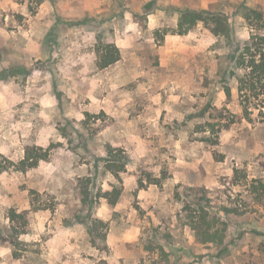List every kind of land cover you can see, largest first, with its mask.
<instances>
[{"label": "rangeland", "instance_id": "rangeland-1", "mask_svg": "<svg viewBox=\"0 0 264 264\" xmlns=\"http://www.w3.org/2000/svg\"><path fill=\"white\" fill-rule=\"evenodd\" d=\"M240 5L264 14V0H0V72L24 68L0 80V264H264V119L243 115L225 39L178 34L177 9H207L243 42ZM100 40L120 51L105 69ZM28 146L49 158L22 172ZM108 147L129 156L120 179L101 169ZM202 196L217 238L189 225ZM87 213L106 224L95 245Z\"/></svg>", "mask_w": 264, "mask_h": 264}, {"label": "trees", "instance_id": "trees-1", "mask_svg": "<svg viewBox=\"0 0 264 264\" xmlns=\"http://www.w3.org/2000/svg\"><path fill=\"white\" fill-rule=\"evenodd\" d=\"M176 12L179 15L178 22V34L184 35L190 29L194 28L197 24L203 23L215 36L225 39L230 44L232 52L229 57L228 72L236 84L237 91L240 98V102L243 108V115L246 119L251 120V116L255 110L259 111V115L264 119V14L258 9L249 8L245 5H240L234 15H240L250 27L249 38L243 42H240L238 35L235 32L230 16L223 11H212L207 9H177ZM49 37L53 36V31L48 34ZM51 39V38H50ZM98 67L105 69L115 64L120 60L119 48L114 43H105L100 40V44L97 48ZM24 68L4 69L0 72V80H5L10 77L22 74ZM226 94L231 95L230 86L225 87ZM231 122H234V116H232ZM49 158V150L43 148H37L35 146H28L25 149V156L17 166V170L25 172L29 169L36 168L42 161ZM103 172L113 175L120 179V175L125 173L129 164V156L122 149H116L108 147L107 156L102 160ZM92 179L88 178L85 181L90 182ZM158 182V181H157ZM156 182V183H157ZM258 184H254V188L258 191L262 190L264 193V182L256 181ZM122 190L121 188L114 186L112 191H107L99 197H104L109 201L110 205H116ZM82 203L91 206L93 199L91 198V192L88 190L86 184L82 190ZM178 199H181L178 196ZM199 202L195 205L198 206L201 212L199 217L188 216L189 225L192 230L196 231L202 229V233L207 238H217L219 236V230H215V222L213 223L208 218L207 208L210 201L206 196H202ZM205 202V204L203 203ZM192 204L185 202L184 210L187 211L191 208ZM226 213L230 210L225 209ZM231 212V211H230ZM87 226L92 239V243L95 245L96 238L104 237L102 234V228L106 227L105 222L96 218L92 213H87ZM198 218V219H197ZM11 222L19 224L20 222L26 223V216L24 214H18L15 211H11ZM13 236L15 240H10L11 244L17 246L16 238H19L24 234L23 230H18L16 226H13ZM223 231H226L223 230ZM260 236L264 237V233H260ZM224 238V237H223ZM264 247V240L262 242ZM225 246L221 253L227 251ZM15 258H19L17 252H14Z\"/></svg>", "mask_w": 264, "mask_h": 264}]
</instances>
